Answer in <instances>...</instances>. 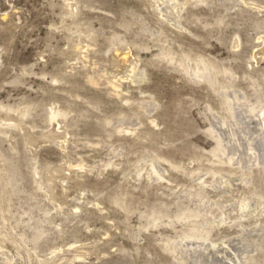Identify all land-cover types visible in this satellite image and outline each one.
Instances as JSON below:
<instances>
[{
	"label": "rangeland",
	"instance_id": "rangeland-1",
	"mask_svg": "<svg viewBox=\"0 0 264 264\" xmlns=\"http://www.w3.org/2000/svg\"><path fill=\"white\" fill-rule=\"evenodd\" d=\"M0 264H264V0H0Z\"/></svg>",
	"mask_w": 264,
	"mask_h": 264
}]
</instances>
